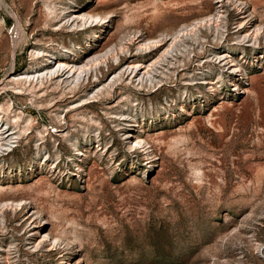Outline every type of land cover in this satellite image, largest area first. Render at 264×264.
<instances>
[{"label": "rangeland", "instance_id": "1", "mask_svg": "<svg viewBox=\"0 0 264 264\" xmlns=\"http://www.w3.org/2000/svg\"><path fill=\"white\" fill-rule=\"evenodd\" d=\"M0 264H264V0H0Z\"/></svg>", "mask_w": 264, "mask_h": 264}, {"label": "bare ground", "instance_id": "2", "mask_svg": "<svg viewBox=\"0 0 264 264\" xmlns=\"http://www.w3.org/2000/svg\"><path fill=\"white\" fill-rule=\"evenodd\" d=\"M90 17V19L91 20H99V21H102L103 20V18L102 17H100V16H95V15H90L89 16ZM93 22V21H92ZM202 22V21H201ZM58 73V72H57ZM26 77L28 78V77H30V75H26ZM12 204V206H15L13 203H11ZM11 204H9V203H5L4 205H3V207H5V206H9V205H11Z\"/></svg>", "mask_w": 264, "mask_h": 264}]
</instances>
